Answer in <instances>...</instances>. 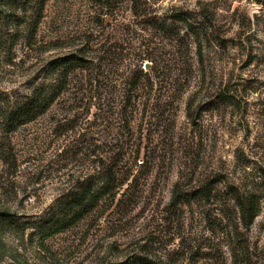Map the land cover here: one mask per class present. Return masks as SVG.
Wrapping results in <instances>:
<instances>
[{"label":"rangeland","instance_id":"374dc122","mask_svg":"<svg viewBox=\"0 0 264 264\" xmlns=\"http://www.w3.org/2000/svg\"><path fill=\"white\" fill-rule=\"evenodd\" d=\"M148 2L158 15L171 8L191 15L204 9L219 42L205 48L201 63L193 56L188 91L163 108L166 117L155 133H146L153 129L143 123L142 108L137 107L132 129L134 137H140V148L151 146L163 154V162L139 180L140 203L100 208L64 231L51 233L45 225L55 214L56 201L91 171L93 144L110 141L91 124L95 99L89 97L85 113L64 109L72 99L70 85L45 116L9 135L8 142L4 139L16 166H0V212H8L16 225L0 222V264H121L145 253L152 259L172 255L177 264H232L230 243L221 237V229L233 223L231 208L227 216L209 205L183 208L177 217L168 212L174 183L187 184L206 173L257 189L260 213L247 236L250 247H257L253 262L264 264V183L257 179L264 171V0ZM0 10L1 91L20 88L45 62L67 54L79 34H99L93 49L101 44L120 50L129 46L124 25L132 22L124 7L115 9L113 24L105 9L90 0H50L36 32L39 54L26 49L28 19L18 13L15 21L7 6ZM131 25L132 48L146 49L151 36ZM149 43L153 47L155 42ZM124 67L119 65L118 82ZM226 83L250 89L236 107L217 99ZM194 93L189 120L185 108ZM183 248L195 254L182 257Z\"/></svg>","mask_w":264,"mask_h":264},{"label":"trees","instance_id":"16d2710c","mask_svg":"<svg viewBox=\"0 0 264 264\" xmlns=\"http://www.w3.org/2000/svg\"><path fill=\"white\" fill-rule=\"evenodd\" d=\"M49 1L0 0V9L7 6L9 17L16 21L17 14L22 13L28 19L30 33L26 49L31 54H39L36 32ZM90 1L105 9L104 15L107 13L106 17L113 24H116L115 9L124 7L133 25L141 31L144 29V35L151 36L147 43L155 42L153 47L145 43L146 49L141 50L143 45L132 48L134 40L129 34L132 23L124 25L125 44L129 46L121 50L113 44H101L93 49L95 41H99V34L91 31L87 35L79 34L72 38L75 40L73 48L67 54L45 62L23 86L10 91L0 90V166L14 168L15 154L9 151L8 143L5 146L4 139L8 142L9 135L45 116L68 93L70 85L72 99L64 108L68 112L76 114L81 110L85 113L90 108L87 106L89 97L97 101L91 105L97 111L92 115L91 124L96 133L110 141L93 144L89 152L91 171L56 201L55 214L45 221V225L52 229L51 233L68 229L100 208L121 205L127 208L140 203L139 180L141 176L146 178L160 160L163 162V154L151 146L140 148V137H134L132 129L137 107L142 108L143 123L153 129V132L147 130L146 133H155L157 125L166 117L163 108L168 107L170 100H178L188 91L194 69L193 56L201 63L205 48L219 42L204 9L191 15L188 11L171 8L158 15L148 0ZM145 61L150 63L146 72L141 68ZM119 65L125 66L120 82L116 80ZM249 90L226 83L217 99L221 104L236 107ZM194 96L195 93L190 96L192 99L185 108L189 120L192 119ZM168 154L172 153L168 151ZM257 179L264 183V171ZM193 205L219 207L226 216L227 209L231 208L233 223L221 229V237L230 243L231 263L256 264L253 258H256L257 247H250L247 236L261 207L254 186L241 187L223 175L212 173L203 174L187 184L176 181L167 205L168 212L177 217L183 208ZM0 218L3 226L16 225L8 212H0ZM182 251V257L195 254L191 249L188 252L183 248ZM177 263L178 259L169 254L152 259L145 253L121 264Z\"/></svg>","mask_w":264,"mask_h":264},{"label":"water","instance_id":"95a60500","mask_svg":"<svg viewBox=\"0 0 264 264\" xmlns=\"http://www.w3.org/2000/svg\"><path fill=\"white\" fill-rule=\"evenodd\" d=\"M150 64L149 63H145L143 66L144 71H147L149 69Z\"/></svg>","mask_w":264,"mask_h":264}]
</instances>
